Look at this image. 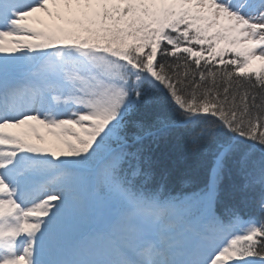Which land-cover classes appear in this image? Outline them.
<instances>
[{
  "label": "snow or ice",
  "instance_id": "snow-or-ice-1",
  "mask_svg": "<svg viewBox=\"0 0 264 264\" xmlns=\"http://www.w3.org/2000/svg\"><path fill=\"white\" fill-rule=\"evenodd\" d=\"M172 130L211 145L191 196L130 179ZM0 264H264V0H0Z\"/></svg>",
  "mask_w": 264,
  "mask_h": 264
},
{
  "label": "trees",
  "instance_id": "trees-1",
  "mask_svg": "<svg viewBox=\"0 0 264 264\" xmlns=\"http://www.w3.org/2000/svg\"><path fill=\"white\" fill-rule=\"evenodd\" d=\"M157 111L155 106H147L131 119L151 124ZM131 131L133 129L129 124V135ZM129 143L132 145L129 151L139 150L144 161L141 174L130 175L137 186L160 191L164 196L177 197L191 196L204 186L208 177V152L211 148L207 142L201 141L198 146H194L182 130H172L155 136L145 135L134 144L130 138ZM259 156L257 147L253 159H259ZM244 184L240 165L229 161L219 185L217 212L223 213L225 208L235 206L243 215L255 214V199L259 188L246 189Z\"/></svg>",
  "mask_w": 264,
  "mask_h": 264
}]
</instances>
